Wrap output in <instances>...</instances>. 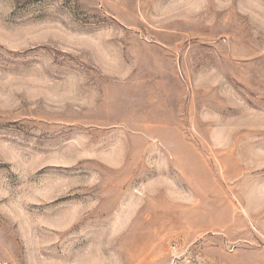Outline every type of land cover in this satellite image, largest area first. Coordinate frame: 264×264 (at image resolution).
I'll list each match as a JSON object with an SVG mask.
<instances>
[{
  "label": "rangeland",
  "instance_id": "1",
  "mask_svg": "<svg viewBox=\"0 0 264 264\" xmlns=\"http://www.w3.org/2000/svg\"><path fill=\"white\" fill-rule=\"evenodd\" d=\"M0 264H264V0H0Z\"/></svg>",
  "mask_w": 264,
  "mask_h": 264
}]
</instances>
